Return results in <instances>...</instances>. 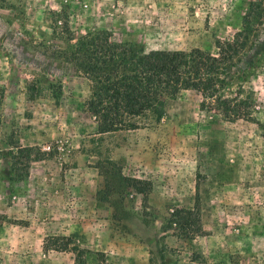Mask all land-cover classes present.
I'll list each match as a JSON object with an SVG mask.
<instances>
[{
  "label": "rangeland",
  "instance_id": "rangeland-1",
  "mask_svg": "<svg viewBox=\"0 0 264 264\" xmlns=\"http://www.w3.org/2000/svg\"><path fill=\"white\" fill-rule=\"evenodd\" d=\"M254 1L0 0V264H75L74 247L82 264H264V0L218 72V94L249 97L251 119L229 121L216 99L180 88L159 115L116 127L88 108L108 85L69 57V37L106 30L179 86ZM197 200L203 231L189 238L177 214Z\"/></svg>",
  "mask_w": 264,
  "mask_h": 264
},
{
  "label": "trees",
  "instance_id": "trees-1",
  "mask_svg": "<svg viewBox=\"0 0 264 264\" xmlns=\"http://www.w3.org/2000/svg\"><path fill=\"white\" fill-rule=\"evenodd\" d=\"M244 16L243 28L236 32L231 41H226L216 54L201 53L198 56V69L196 75L182 78L179 86H170L161 82L150 70V63L145 53L135 50H118L110 42V32L106 30L86 32L77 37H69L74 44L70 49L69 57L86 72L98 76L109 87V92L98 95L88 101L89 111L104 121H111L116 127L134 129L139 123L137 118L147 117L149 114L159 115L158 103L164 95L174 96L180 88L196 89L203 97L216 99L218 104L227 110L229 121L240 118L251 119L249 97L245 99L223 98L218 94L217 84L221 83L218 76L219 69L245 48L249 34L253 31L251 26V12H256L259 19L262 13V2H250ZM255 17V16H254ZM30 95H38L39 88L33 82L28 85ZM60 89H53V96L58 102ZM32 147L18 148V153L29 157ZM15 159V155L13 156ZM15 162V160H13ZM15 170V163H13ZM131 186L145 192L150 189L148 182L131 179ZM182 218L194 228L186 232L189 238L199 235L203 229L200 218L198 200L192 209H180L177 216ZM67 241H62L61 249H66ZM75 253V264H82V252L79 248H72Z\"/></svg>",
  "mask_w": 264,
  "mask_h": 264
}]
</instances>
